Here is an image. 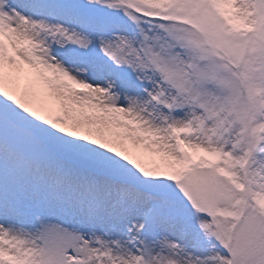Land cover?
Returning <instances> with one entry per match:
<instances>
[{"label": "snow or ice", "instance_id": "snow-or-ice-1", "mask_svg": "<svg viewBox=\"0 0 264 264\" xmlns=\"http://www.w3.org/2000/svg\"><path fill=\"white\" fill-rule=\"evenodd\" d=\"M0 264H264V0H0Z\"/></svg>", "mask_w": 264, "mask_h": 264}]
</instances>
